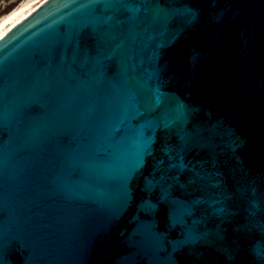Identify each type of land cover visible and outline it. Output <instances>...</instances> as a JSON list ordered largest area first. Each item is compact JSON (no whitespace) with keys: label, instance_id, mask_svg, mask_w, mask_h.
I'll return each instance as SVG.
<instances>
[{"label":"water","instance_id":"95a60500","mask_svg":"<svg viewBox=\"0 0 264 264\" xmlns=\"http://www.w3.org/2000/svg\"><path fill=\"white\" fill-rule=\"evenodd\" d=\"M0 264H264V0H44L12 25Z\"/></svg>","mask_w":264,"mask_h":264},{"label":"bare ground","instance_id":"6f19581e","mask_svg":"<svg viewBox=\"0 0 264 264\" xmlns=\"http://www.w3.org/2000/svg\"><path fill=\"white\" fill-rule=\"evenodd\" d=\"M44 0H21L0 16V37L15 23L26 17Z\"/></svg>","mask_w":264,"mask_h":264},{"label":"rangeland","instance_id":"374dc122","mask_svg":"<svg viewBox=\"0 0 264 264\" xmlns=\"http://www.w3.org/2000/svg\"><path fill=\"white\" fill-rule=\"evenodd\" d=\"M21 0H0V16L17 5Z\"/></svg>","mask_w":264,"mask_h":264}]
</instances>
